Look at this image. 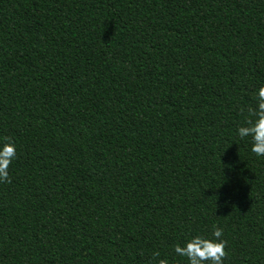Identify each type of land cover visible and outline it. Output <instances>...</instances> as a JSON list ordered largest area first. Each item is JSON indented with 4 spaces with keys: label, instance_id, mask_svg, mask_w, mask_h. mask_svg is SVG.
<instances>
[{
    "label": "trees",
    "instance_id": "16d2710c",
    "mask_svg": "<svg viewBox=\"0 0 264 264\" xmlns=\"http://www.w3.org/2000/svg\"><path fill=\"white\" fill-rule=\"evenodd\" d=\"M261 85L264 0H0V264H264Z\"/></svg>",
    "mask_w": 264,
    "mask_h": 264
},
{
    "label": "clouds",
    "instance_id": "9594fccd",
    "mask_svg": "<svg viewBox=\"0 0 264 264\" xmlns=\"http://www.w3.org/2000/svg\"><path fill=\"white\" fill-rule=\"evenodd\" d=\"M254 99L255 106H246L248 118L236 129V134L241 139L250 138L251 153L261 157L264 156V85L256 90ZM16 148L12 138H0V183L10 182L9 166L16 159ZM226 243L222 227L214 223L210 233L189 234L183 244L174 245L173 252L186 258L187 264H224ZM152 257L157 264H170L167 257L160 258L158 250L153 251Z\"/></svg>",
    "mask_w": 264,
    "mask_h": 264
}]
</instances>
